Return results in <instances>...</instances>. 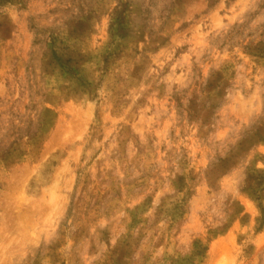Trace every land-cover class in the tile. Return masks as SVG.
I'll return each instance as SVG.
<instances>
[{
    "label": "rangeland",
    "instance_id": "obj_1",
    "mask_svg": "<svg viewBox=\"0 0 264 264\" xmlns=\"http://www.w3.org/2000/svg\"><path fill=\"white\" fill-rule=\"evenodd\" d=\"M0 264H264V0H0Z\"/></svg>",
    "mask_w": 264,
    "mask_h": 264
}]
</instances>
